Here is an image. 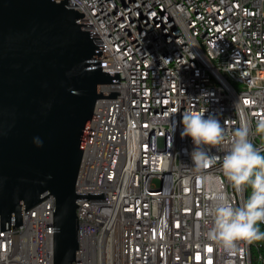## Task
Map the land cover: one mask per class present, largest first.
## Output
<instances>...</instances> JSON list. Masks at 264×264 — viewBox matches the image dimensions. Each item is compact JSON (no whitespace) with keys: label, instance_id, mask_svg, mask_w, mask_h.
I'll use <instances>...</instances> for the list:
<instances>
[{"label":"built area","instance_id":"2783aa9c","mask_svg":"<svg viewBox=\"0 0 264 264\" xmlns=\"http://www.w3.org/2000/svg\"><path fill=\"white\" fill-rule=\"evenodd\" d=\"M121 3L113 0L110 11H118ZM67 4L84 13L77 23H91L80 24L81 29L100 37L93 41L103 45L102 71L123 73L119 82L100 86L101 91L119 92L100 101L105 104L103 130L113 127L120 135L121 162L106 185L90 183L88 166H82L75 182L77 192H107V198L77 201L75 264H249L245 238L225 248L210 230L217 193L237 205V188L221 168L235 129L247 123L254 145L264 140V129L257 126L264 121V0H197V8L188 7V0H173L192 34V58L183 59L198 61V68L169 67L176 68L170 78L151 73L150 60L159 54H135V47L147 45V40L129 46L126 37H132L131 31L99 30L101 16L110 11H93L92 0ZM201 30H209L207 47H214V53L232 46L229 60L205 58V47L196 45ZM105 33H114L117 50L105 48ZM160 37L161 29L156 35L159 52H174L160 45ZM212 67H223V74H212ZM190 84H197V91H190ZM150 106L165 107V114H150ZM185 110L217 115L224 129L221 142L207 149L210 158L198 167L191 160V137L181 136L183 126H176ZM158 122L175 127V145L151 146L150 125ZM160 149H169V156H160ZM167 167L179 169L182 180L174 204L162 206L159 195L165 194L150 192L149 172ZM45 210L44 198L21 211L20 225L0 230V264H43L46 250H53L48 243L53 228L45 224ZM251 249L264 253V247Z\"/></svg>","mask_w":264,"mask_h":264},{"label":"water","instance_id":"95a60500","mask_svg":"<svg viewBox=\"0 0 264 264\" xmlns=\"http://www.w3.org/2000/svg\"><path fill=\"white\" fill-rule=\"evenodd\" d=\"M67 0H0V230L21 211L52 197L53 264H75L77 201L107 192H77L75 182L102 83L103 45L76 19Z\"/></svg>","mask_w":264,"mask_h":264},{"label":"bare ground","instance_id":"6f19581e","mask_svg":"<svg viewBox=\"0 0 264 264\" xmlns=\"http://www.w3.org/2000/svg\"><path fill=\"white\" fill-rule=\"evenodd\" d=\"M118 11H110L113 7V0H92L93 11H110L107 15L101 16L99 30L122 32L131 31L132 37H126V44L138 46L140 41H146L147 45L135 47V54L157 55L159 58L150 60L151 73L160 78H170L176 75V68L179 71H191L198 68V61L186 62L183 58H192V34L189 33L186 21L180 18V10H177L173 0H163V3L152 4L149 0H121ZM74 8L73 4H67ZM188 7L197 8V0H188ZM158 14V17L155 16ZM161 29L160 45L174 52H159V45L156 43V35ZM209 30H201L196 36V45L205 47V58L214 60H229L232 54V46H223V53H214V47H207ZM104 45L108 50H117V41H114V33H105ZM212 74H223V67H212ZM190 91H197V84H190ZM105 104L98 99L94 106L93 125L88 145H85L82 152L81 162L77 178L82 173V166H88L90 183L108 184L113 172L121 162V152L118 149L120 140L117 141L116 129L111 127L104 131L102 127ZM150 114L164 115L165 107L150 106ZM176 126H183L181 119H176ZM150 144L153 147L168 148L175 145L177 141V130L168 123L158 122L150 125ZM264 152V140H259L256 145ZM160 156H169V149H160ZM169 179L167 181H164ZM182 173L176 167L155 169L149 172V189L152 193L159 195V205L171 206L177 198V190L180 189ZM247 198L246 186L237 189V205H242ZM45 224L52 226V197L45 198ZM264 231V222L259 223ZM264 239V237H263ZM49 245H53V231L48 235ZM254 248L262 247L253 239L244 240V250H248V263L253 264L256 259L264 264V253L253 255ZM75 259H78V251H75ZM43 264H53V250H46L43 256Z\"/></svg>","mask_w":264,"mask_h":264},{"label":"clouds","instance_id":"9594fccd","mask_svg":"<svg viewBox=\"0 0 264 264\" xmlns=\"http://www.w3.org/2000/svg\"><path fill=\"white\" fill-rule=\"evenodd\" d=\"M204 112L185 110L181 115V136L191 137L194 146L190 155L197 167L210 158L207 149L218 145L224 135L218 116H205ZM257 126L264 129V121ZM221 168L235 188L250 186L251 193L242 205L233 204L222 192L216 194L210 235L225 248L234 246L238 238L264 237L259 227L264 222V152L249 138L247 123L235 129L231 145L222 156ZM202 182L206 178L202 177Z\"/></svg>","mask_w":264,"mask_h":264},{"label":"trees","instance_id":"16d2710c","mask_svg":"<svg viewBox=\"0 0 264 264\" xmlns=\"http://www.w3.org/2000/svg\"><path fill=\"white\" fill-rule=\"evenodd\" d=\"M246 191H247V197L250 195V193H251V187L250 186H246ZM247 199V198H246ZM259 227H260V230L261 231H263L262 230V227H261V225L259 224ZM260 239H263V237L262 238H259V239H257L258 240V242H256V241H254V239H253V241L255 242V243H257V244H259L260 245V247H262V240H260Z\"/></svg>","mask_w":264,"mask_h":264},{"label":"rangeland","instance_id":"374dc122","mask_svg":"<svg viewBox=\"0 0 264 264\" xmlns=\"http://www.w3.org/2000/svg\"><path fill=\"white\" fill-rule=\"evenodd\" d=\"M117 131V130H116ZM117 141H119V138H120V135H119V133H117ZM254 241H256V242H258V240L257 239H254ZM253 255H257V250L256 249H254L253 250ZM253 264H260L258 261H256V259L253 261Z\"/></svg>","mask_w":264,"mask_h":264}]
</instances>
